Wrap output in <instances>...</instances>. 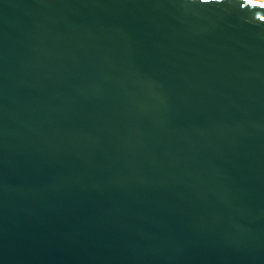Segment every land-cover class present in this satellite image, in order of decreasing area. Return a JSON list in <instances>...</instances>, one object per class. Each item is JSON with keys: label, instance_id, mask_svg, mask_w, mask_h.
<instances>
[{"label": "water", "instance_id": "obj_1", "mask_svg": "<svg viewBox=\"0 0 264 264\" xmlns=\"http://www.w3.org/2000/svg\"><path fill=\"white\" fill-rule=\"evenodd\" d=\"M0 264H264V0H0Z\"/></svg>", "mask_w": 264, "mask_h": 264}]
</instances>
